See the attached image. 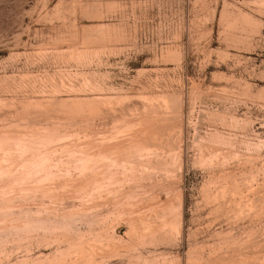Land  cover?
<instances>
[{"label": "rangeland", "instance_id": "rangeland-1", "mask_svg": "<svg viewBox=\"0 0 264 264\" xmlns=\"http://www.w3.org/2000/svg\"><path fill=\"white\" fill-rule=\"evenodd\" d=\"M0 264H264V0H0Z\"/></svg>", "mask_w": 264, "mask_h": 264}]
</instances>
